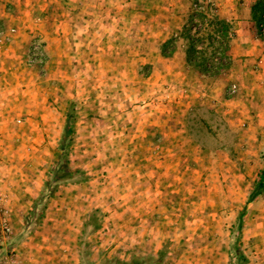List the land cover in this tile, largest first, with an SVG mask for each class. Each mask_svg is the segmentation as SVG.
<instances>
[{
    "label": "rangeland",
    "instance_id": "374dc122",
    "mask_svg": "<svg viewBox=\"0 0 264 264\" xmlns=\"http://www.w3.org/2000/svg\"><path fill=\"white\" fill-rule=\"evenodd\" d=\"M213 1L210 76L193 0H0V264H264V26Z\"/></svg>",
    "mask_w": 264,
    "mask_h": 264
},
{
    "label": "trees",
    "instance_id": "16d2710c",
    "mask_svg": "<svg viewBox=\"0 0 264 264\" xmlns=\"http://www.w3.org/2000/svg\"><path fill=\"white\" fill-rule=\"evenodd\" d=\"M193 15L196 23L189 28H183V37L188 43V48L185 52L186 61L189 65L200 69L202 73L207 75H217L231 65L229 56V43L235 36V31L232 24L225 18L219 17L217 7L213 0H193ZM251 17L256 26H264V0H257L251 7ZM193 31L194 35H191ZM179 38V35H178ZM264 40V34L262 36ZM171 41H167L162 46V54L166 56V47ZM205 43V44H204ZM71 131L65 128L63 139L60 141L58 150L55 156V166L50 172L53 178L59 181L71 178V173L63 158H67V149ZM51 183L46 181L45 188H49ZM264 192V173L250 196L254 199L256 196ZM153 261V260H151ZM144 260L134 261L132 264L144 263ZM119 264H124L117 262Z\"/></svg>",
    "mask_w": 264,
    "mask_h": 264
},
{
    "label": "built area",
    "instance_id": "2783aa9c",
    "mask_svg": "<svg viewBox=\"0 0 264 264\" xmlns=\"http://www.w3.org/2000/svg\"><path fill=\"white\" fill-rule=\"evenodd\" d=\"M14 30H11L13 32ZM9 40V34L4 31H0V48Z\"/></svg>",
    "mask_w": 264,
    "mask_h": 264
}]
</instances>
